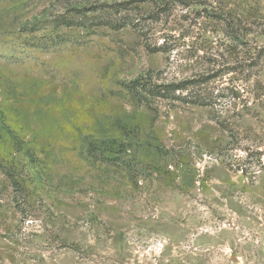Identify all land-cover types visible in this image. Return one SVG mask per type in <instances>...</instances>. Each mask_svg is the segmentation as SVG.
Masks as SVG:
<instances>
[{
	"label": "rangeland",
	"instance_id": "1",
	"mask_svg": "<svg viewBox=\"0 0 264 264\" xmlns=\"http://www.w3.org/2000/svg\"><path fill=\"white\" fill-rule=\"evenodd\" d=\"M259 159L264 0H0V264H264Z\"/></svg>",
	"mask_w": 264,
	"mask_h": 264
},
{
	"label": "trees",
	"instance_id": "2",
	"mask_svg": "<svg viewBox=\"0 0 264 264\" xmlns=\"http://www.w3.org/2000/svg\"><path fill=\"white\" fill-rule=\"evenodd\" d=\"M174 1L175 0H148V2H150L152 6H156L157 9H159L160 7H165V6H167V8H168V6H170ZM225 13L226 12H224V14ZM224 14L221 16V13H220L219 14L220 16H217V17H219L218 19H221L224 21V19H225ZM227 18H229V16H227ZM230 20H231L230 25H233V23H237V21L235 19L230 18ZM60 24L65 28H69V27L73 26L72 22L66 21V20H62L60 22ZM126 25H128L127 22H124V24H121L119 26H111L109 23H107V24H102V23L96 24V26H106V27H110V29H113V30H119V29L125 27ZM157 52H166V51L165 50L163 51V49H159V50H157ZM188 86H189L188 83H181L178 85L152 84L150 79H147L144 77H139V78L129 82L128 84H126L123 87V89L126 92V94L128 96H130V98L133 101L137 102L138 104L148 106L151 103L152 99H156V98L157 99H164V100L183 101L184 99L180 98L178 96H175V93L178 91H183V90L188 89L187 88ZM200 106H203V104H200ZM256 154L258 156H260V152L257 151ZM257 165L259 168L264 169V160L259 159L257 161Z\"/></svg>",
	"mask_w": 264,
	"mask_h": 264
}]
</instances>
